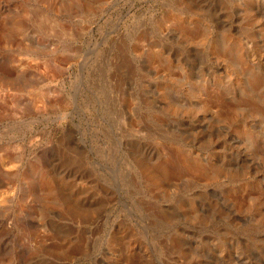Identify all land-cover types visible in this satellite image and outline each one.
<instances>
[{"label":"rangeland","instance_id":"obj_1","mask_svg":"<svg viewBox=\"0 0 264 264\" xmlns=\"http://www.w3.org/2000/svg\"><path fill=\"white\" fill-rule=\"evenodd\" d=\"M0 264H264V0H0Z\"/></svg>","mask_w":264,"mask_h":264}]
</instances>
